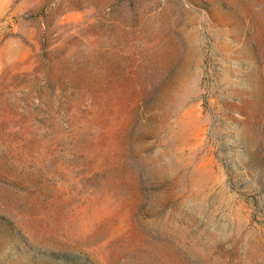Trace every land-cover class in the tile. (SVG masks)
Returning <instances> with one entry per match:
<instances>
[{
	"label": "rangeland",
	"instance_id": "rangeland-1",
	"mask_svg": "<svg viewBox=\"0 0 264 264\" xmlns=\"http://www.w3.org/2000/svg\"><path fill=\"white\" fill-rule=\"evenodd\" d=\"M0 264H264V0H0Z\"/></svg>",
	"mask_w": 264,
	"mask_h": 264
}]
</instances>
